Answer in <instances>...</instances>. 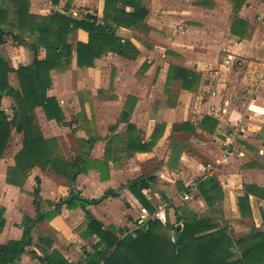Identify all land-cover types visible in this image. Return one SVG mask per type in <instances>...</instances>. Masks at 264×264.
Wrapping results in <instances>:
<instances>
[{
	"label": "crops",
	"instance_id": "crops-1",
	"mask_svg": "<svg viewBox=\"0 0 264 264\" xmlns=\"http://www.w3.org/2000/svg\"><path fill=\"white\" fill-rule=\"evenodd\" d=\"M28 1V13L38 17H44L59 12L61 14L71 15L73 18L77 19H81L89 14L95 16L98 21H101L104 15L105 0H98L100 4L95 13H92V10H88L84 15L77 13L78 9L83 6L82 2L84 0H56V4H53L52 0ZM215 1L217 2L218 0ZM215 1L192 0L194 13L200 15L197 16V20H201V22L196 21V25L198 23L204 24L203 27H198V31H206L207 29L210 31L213 28L215 20H212L211 15L213 16L216 9ZM227 1L231 3V7L228 8V14H233V22L229 26L232 39H228L227 43L224 44L228 52L226 64L231 63L233 58H237V55H242L244 61L250 60L251 64H255L259 61L251 58L250 55H255L256 59H260L259 51L262 46L259 44V40H255L254 37L257 30L258 32L260 30H262V32L264 31V0ZM234 5H237L235 11ZM225 8L227 7L225 6L224 9ZM126 11L132 12V8L127 7ZM183 12H185V10ZM206 14L208 15L206 16ZM194 17L196 16L194 15ZM146 18L136 29L118 27L115 31V36L120 39L121 42H128L138 51V55L135 58H127L115 53H107L101 58L96 59L94 61V66L108 57H119L128 60L136 59L139 56V50L131 42L133 39L128 37V33L135 30L140 31L142 29L146 31L148 29ZM236 18H239L244 24H236V22H234ZM107 26L110 25L107 24ZM232 29H235L234 33H232ZM200 35L203 36V34ZM87 41L88 35L82 30L73 32L69 37V42L72 44L73 48H75L78 42L86 43ZM28 53L31 54L26 47H17V55L15 56L16 60L14 62L23 63L22 65L24 66L27 65L23 60L26 59L28 62ZM0 54L2 55L1 50ZM41 55L44 56V52L43 54L41 53ZM204 62L205 58L196 61V67L191 64L192 62H188V64L187 62H182L180 65H169L164 74L165 83L171 86L175 82H178L185 94H191L200 84V77L204 76L207 70H209ZM144 63L147 65L146 62ZM172 67L192 73L193 78H191V82H186L184 85L182 77L169 82L168 76L170 68ZM92 68H84L81 70H90ZM14 75V73L8 75L9 83L14 88H17L18 86L16 87L10 82V79H12ZM246 76L248 79H246ZM261 84H263V86H261ZM233 85L234 87L232 86L230 88L229 94L228 89L225 91L217 89L211 93V96L208 97L206 102L200 103L197 106L198 110L196 109L193 112L199 113V111H204L202 115H198V117L195 115L189 116L171 124H166L164 122L158 125L156 124L151 130L148 139L142 140L143 143L144 141L149 143L151 137L154 135V131L158 129L160 132L156 143L151 148V150L154 149V152L136 154V158L147 156L148 159V157H151L150 154L154 155L157 152L155 147L162 138L164 132H168V135L178 134L192 137L196 134L203 137H210L219 153L217 154L218 160H216L213 165L206 164L205 162L199 161L200 155L197 154L198 152L184 149L181 142L172 140L170 142L176 151L168 149L165 153L163 152L164 155L161 153L162 157H164V165L160 169H156L155 172L148 174V176L141 175L138 177L153 176L155 182L157 176L159 179H162L160 188L155 186L154 182L149 189L143 190V194L147 202L154 208V215L156 218H159L164 224L167 222L173 225L175 213L179 215L192 213L198 217L212 219L215 222L219 221L221 217L230 219L233 213H235V216L241 220L256 221L258 225L257 230H263L262 217L264 215V200L249 195L248 198L252 218H242L238 208V199L245 194L246 187L264 189V67L258 72L257 65L255 70H249L248 73H245L242 81ZM49 91L47 93L48 96H53L49 94ZM10 99L7 96L1 98V109L8 116L9 114L4 109V104L8 101L12 103ZM135 101V97L129 96L121 112H126L129 116L135 108ZM190 117L192 119L196 118L197 120L193 123L192 120H189L191 119ZM205 117H210L214 120L216 126L204 125L202 120ZM45 121L48 124H57L55 121L47 120L46 117ZM116 122L110 128L112 132L115 130L114 127L116 126ZM128 124L134 126L130 121V116L128 123H121L117 125V127L123 125L126 131ZM67 126H71V124H67ZM117 127L116 129H118ZM234 131L237 133L230 136ZM14 133L20 134L13 128L11 129V137ZM114 133L116 134V130ZM87 139L88 137L82 139V141ZM97 140L99 139L96 138L95 143ZM106 140L109 139L106 138ZM235 143L237 144L235 145ZM93 146L87 157L88 159H91ZM197 147L201 148L202 146L198 145ZM200 148V151H198L202 155L208 154V150ZM226 150L231 154L227 157L226 161H223ZM19 151L20 149L15 155ZM81 153L82 152L76 154L74 158ZM4 155L0 158V167H2L1 164ZM104 155L105 152L102 157H104ZM108 163L109 171L106 181L100 179V173L97 171H90L92 169H88L85 173L77 175L78 178L80 176L84 178L90 172L98 173L99 181L96 184L95 191L97 193L96 195L91 194L92 196H87L89 194L88 192H85L86 195L84 192L79 194V192L83 190L81 186L85 182H79L77 177L71 186L60 184L52 185L49 183L51 178L45 175L42 176V173H48V170L42 172L39 168H33L26 177L21 179L18 185H11L7 181V172L8 169L14 165V159L8 166L4 167L0 179V209L3 210L2 220L4 221V225L0 229V246L7 244L9 241L21 240L23 236L22 224L24 218L36 221L30 234L31 243L25 247L24 252L20 255L15 264H50L48 261L49 259H53L55 263H59L63 260V264H88L91 263L92 258L97 259V253L102 249L103 245L100 244L97 236L87 234L85 230L87 213H90L94 219L99 221L104 229L114 233L118 239H121L127 234H133L135 230L145 225L140 224L139 215L142 206L128 190V185L130 183L127 184L124 190L126 192L123 196V204L121 202V204L124 205L123 209L115 205L114 201L118 200L119 189L114 188L115 181L110 172L114 170L113 167L117 162L113 163L109 161ZM221 165H225V167L218 171L217 166ZM207 166H211L212 168L210 173L206 171ZM36 171H38V173ZM31 172L34 174L33 176L30 175ZM49 174L59 177V175L53 174L52 171L51 173L49 172ZM208 178H214L219 183L222 192V200L213 207H209L206 204L197 189V183ZM36 179L40 180L37 201H35L33 195L34 189L37 187ZM76 180L78 181V186ZM75 184L78 190H74ZM68 191L70 195L67 197ZM75 191L77 192L75 197L87 201L96 200L97 203L88 205L86 209H83L80 205L70 208L67 206L70 201L62 204V201L68 200L70 197L74 196ZM90 192H94V190ZM160 202H162V204ZM153 203L158 206H154ZM137 204L138 206L140 205L139 209L137 208ZM115 206L117 207L116 209H114ZM101 212H103V214ZM38 216H41V219H38ZM250 232L245 230V232H243L244 234L242 233L236 237L248 235Z\"/></svg>",
	"mask_w": 264,
	"mask_h": 264
},
{
	"label": "trees",
	"instance_id": "trees-1",
	"mask_svg": "<svg viewBox=\"0 0 264 264\" xmlns=\"http://www.w3.org/2000/svg\"><path fill=\"white\" fill-rule=\"evenodd\" d=\"M56 4V0H52ZM132 8V12L126 8ZM28 0H0V47L13 43L15 47H26L32 53L29 65L16 68L0 54V158L4 155L11 137V129L22 134V147L14 157V165L8 169L7 181L18 185L33 168L52 171L65 178L68 185L75 182L77 175L94 169L100 173V179H108V162L117 161L108 141L104 160L91 162L89 152L96 141L92 136L82 143L84 151L70 161L64 159L55 138L45 139L38 125L35 110L40 108L46 119L58 124L64 123V115L57 100L48 96L51 88V71L68 68L74 60L77 68H92L94 61L107 53L122 57L135 58L137 50L128 42H121L115 36L118 27L138 28L147 16L141 0H105L104 15L101 21L93 15L81 19L55 12L38 17L28 13ZM237 5H234V11ZM236 24H244L239 18ZM109 24L110 26H107ZM78 30L87 33L86 43L78 42L73 48L70 35ZM235 29H232V33ZM43 50L44 56L39 51ZM14 73L18 87L9 83L8 75ZM182 77L183 84L191 82L193 74L179 68H170L168 81ZM7 96L13 100L12 115L9 117L1 109V98ZM128 123V114L121 112L116 126ZM204 125L216 126L210 117L202 120ZM115 126V127H116ZM154 131L151 141L143 143L135 132V127L127 125V148L134 152H149L156 143L160 132ZM155 182L153 176L140 177L130 182L128 190L142 207L150 213L154 208L147 202L143 190L149 189ZM33 195L37 201L40 180ZM201 197L209 207L222 200L219 183L208 178L197 183ZM249 195L264 200V189L246 187L245 194L238 199V208L242 218L251 217ZM96 200H83L73 197L68 207L80 205L86 209L96 204ZM3 210L0 209V229L4 225ZM263 230L250 232L241 237H231L226 228L220 227L214 220L198 217L192 213H175L173 225L164 224L159 218L149 220L144 226L118 239L114 233L103 228L102 224L87 213L85 230L89 235L99 238L102 249L97 259L88 264H264V215ZM41 219V216H38ZM36 221L24 218L23 236L19 241H9L0 246V264H15L27 245ZM173 232L174 236H170ZM50 264H63V260Z\"/></svg>",
	"mask_w": 264,
	"mask_h": 264
},
{
	"label": "rangeland",
	"instance_id": "rangeland-1",
	"mask_svg": "<svg viewBox=\"0 0 264 264\" xmlns=\"http://www.w3.org/2000/svg\"><path fill=\"white\" fill-rule=\"evenodd\" d=\"M87 1L82 2L83 6L78 9V14L84 15L88 10L95 13L98 10L100 4L98 0ZM211 1L214 2L215 0ZM192 3V0H141V5L148 11L146 18L148 29L146 31L144 29L135 30L128 33L129 36L127 35L133 39L131 42L138 48L139 56L134 60L108 57L101 60L90 70L77 68L73 60L68 68L51 71L49 94L53 95L52 97L59 102L65 125L48 124L45 121L43 111L40 108L35 110L42 136L47 139H51L49 137L55 138L64 159L67 161H70L79 152L84 151L85 146L82 143L84 138L92 136L99 139L91 151V162L104 160L105 155L104 157L102 155L106 150L108 141L111 142L109 147L113 155L118 157L117 161L110 160L113 163L117 162L113 167L115 171L113 170L110 173L115 181L114 188L119 189L118 200L114 201L119 208L123 209L124 207L122 201L124 200L123 196L126 192L124 190L127 184L141 175L148 176L156 169H160L164 165V157L161 153L164 155L168 149L176 151L170 141L181 142L184 149L198 152L197 154L200 155L199 161L206 164L213 165L218 160L217 154H219L210 137L196 134L192 137L178 134L168 135V132H164L155 147L157 152L154 155L150 154L151 157H148V159L147 156L136 158L135 155L141 153L127 148L128 132L125 131V126H116L118 129L114 127L117 135L114 133L115 130L112 132L110 129L118 120L129 96L136 98L135 108L129 115L130 121L133 123L139 139L147 140L156 124L163 122L171 124L189 116L195 115L198 117V115H202L204 111H199V113L193 111L197 109L200 103L206 102L214 90L221 89L225 91L228 89L229 94L230 88L234 87L233 84L242 81L245 73H248L249 70H255L257 65L258 72L264 67V31L260 30L258 32L257 30L254 37L255 40H259V44L262 46L259 51L260 59H256L255 55H250L251 58L258 60L259 62L256 63L259 64H251L250 60L244 61L242 55H237V58H233L231 63L226 64L228 52L224 44L227 43L228 39H232L229 26L233 22V14H228L231 3L227 0L216 2V9L213 16L211 15L212 20L215 21L210 31L208 29L198 31V27H203L204 24L198 23L196 25V21L201 22V20H197V16L200 15L194 13ZM225 6L227 8L224 9ZM184 10L185 12H183ZM200 34H203V36ZM16 49L17 47L13 43H7L0 49L3 58L11 67L23 64L14 62L17 55ZM39 52L42 56L43 50ZM28 57V62L26 59L23 60L27 65L31 63L32 53H28ZM201 58H205L204 63L209 70L204 76L200 77V84L194 92L185 94L178 82L171 86L165 83L164 74L169 65L192 62L191 64L196 67L195 62L201 60ZM10 80L14 86H18L15 75ZM10 100L12 103L8 101L4 104V109L9 117L12 115L14 105L13 100ZM189 120L194 123L197 119L191 118ZM67 124H71V126H67ZM106 138L109 140H106ZM144 143L147 144L145 141ZM198 145L202 147H197ZM21 146L22 135L14 133L2 159L0 179L4 167L13 161L15 153L21 149ZM199 148H205L209 151L208 154L202 155ZM149 152H154V149H150ZM223 167L225 165L217 166V170L219 171ZM36 172L38 173V171ZM49 172L51 173V171L42 173V176L45 175L51 178L50 184L68 186L65 178L49 174ZM93 172L88 173L84 178L82 176L77 177L79 182H85L82 186L80 185L83 190L79 194L84 192L86 195L88 192L87 196L96 195V184L99 181V176L98 173ZM30 175L33 176L34 174L31 172ZM78 181L76 180L77 186ZM161 181L162 179L157 176L155 186L160 188ZM76 184L74 190H78ZM91 190H94V192H90ZM69 195L68 191L67 197ZM160 203L162 204V202ZM140 205L137 204L138 209ZM116 206L114 209L117 208ZM154 206L157 207L158 205L154 204ZM101 213L103 214V212ZM149 214L152 215L151 220L156 219L154 212L153 214L149 212ZM215 223L226 228L233 238L242 234L245 230L247 232L256 231L258 226L256 221L241 220L235 216V213H233L232 218L225 219L221 217ZM170 236H174L173 232H170Z\"/></svg>",
	"mask_w": 264,
	"mask_h": 264
},
{
	"label": "built area",
	"instance_id": "built-area-1",
	"mask_svg": "<svg viewBox=\"0 0 264 264\" xmlns=\"http://www.w3.org/2000/svg\"><path fill=\"white\" fill-rule=\"evenodd\" d=\"M234 133H237V132L234 131L233 133L230 134V136H231L232 134H234ZM230 154H231V153H230L228 150H226V151H225V157H223V161H226V160H227V157H228ZM211 170H212L211 166H207L206 171H207L208 173H210ZM155 217H156V216H155ZM151 218H152V215L149 214V211L147 210V208H145V207H141V208H140V215H139V221H140V224H141V225L146 224L149 220H151Z\"/></svg>",
	"mask_w": 264,
	"mask_h": 264
},
{
	"label": "water",
	"instance_id": "water-1",
	"mask_svg": "<svg viewBox=\"0 0 264 264\" xmlns=\"http://www.w3.org/2000/svg\"><path fill=\"white\" fill-rule=\"evenodd\" d=\"M76 194H77V192L75 191V192H74V196L70 197L68 200H64V201H62V204L65 203V202H69V201H71L72 198L76 196ZM59 205H61V204H59Z\"/></svg>",
	"mask_w": 264,
	"mask_h": 264
}]
</instances>
